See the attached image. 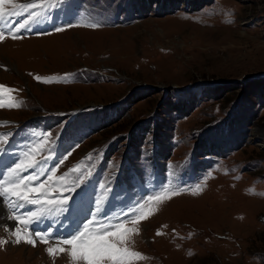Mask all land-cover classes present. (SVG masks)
<instances>
[{
  "label": "rangeland",
  "instance_id": "374dc122",
  "mask_svg": "<svg viewBox=\"0 0 264 264\" xmlns=\"http://www.w3.org/2000/svg\"><path fill=\"white\" fill-rule=\"evenodd\" d=\"M25 4L48 22L18 39L2 28L0 129L26 122L13 161L4 147L2 161L30 153L55 169L50 187L88 184L102 202L81 186L64 191L70 207L27 226L32 245L23 234L15 242L19 211L0 198V264H75L58 241L139 204L151 214L128 242L143 257L133 264H264V0ZM162 192L171 198L147 201ZM38 207L24 204L21 216Z\"/></svg>",
  "mask_w": 264,
  "mask_h": 264
},
{
  "label": "snow or ice",
  "instance_id": "6c2138e0",
  "mask_svg": "<svg viewBox=\"0 0 264 264\" xmlns=\"http://www.w3.org/2000/svg\"><path fill=\"white\" fill-rule=\"evenodd\" d=\"M5 4H11L12 10L6 12ZM37 6V4L21 5L14 3L13 0H0V21H3L8 16L20 15V12L16 11L17 8H22L24 11H27L28 8L34 9ZM37 16L38 14L35 12L30 13L29 19L20 23L16 27L15 32H12V38L18 39L19 36L17 33L29 26L30 21L36 22ZM92 26L95 27V25ZM64 30V27H57L55 29L57 32ZM7 31L11 32V29H7ZM5 34L6 32L4 30H0V40L4 39ZM35 79L40 80L41 78L35 77ZM7 91L9 89L5 86H0V92ZM0 106H2V103H0ZM9 106L11 107L13 105ZM3 144L4 141H0V150H3ZM25 157L24 159H19L13 167L8 168L6 174H4V178L0 179V198L22 202L19 205L20 207H23V203L39 206L37 210L28 212L25 216L18 214L12 216V219L16 220L19 225L24 226L23 233L19 227L15 231L9 230L12 235L16 236V243H20L21 235L23 234L24 241L34 245L35 240L30 238L33 234L28 232L27 226L50 213L53 207L58 212H62L64 210L63 206L65 205L70 207L69 197L63 196V192H74L81 184L73 182L70 186L63 187V189L50 187V183L55 179V169L50 170L47 179L42 183H36L40 180V176L44 175L43 172L40 174L33 173L30 176H22L21 173L28 169H34L40 161L32 159L30 153H26ZM54 191L60 192L62 197L58 203L51 198H45L46 194L50 196ZM32 194H39V198L33 197ZM165 198L170 199L171 195L166 196L162 192L149 196L147 201L150 203H159ZM101 202V200L97 201L98 210ZM144 207V204H139L137 209L133 211L132 217H128L125 220L117 219L116 222H109L107 224H100L97 228L91 227L95 221H89L87 224H83L82 229H77L76 234L72 235L71 238L58 241V244L70 246L69 254L75 264H133L135 258L142 259L143 257L139 252L130 250L128 242L131 239V235L138 231L136 226L151 214V208L147 211H141ZM137 212L139 214H136ZM129 222L133 225L132 227L127 226ZM159 234L158 232L157 235ZM35 236L41 242L48 243V237L45 234L35 233ZM0 243L5 242L0 241ZM47 251L50 255H53L58 251L64 252L65 249L63 247H50Z\"/></svg>",
  "mask_w": 264,
  "mask_h": 264
},
{
  "label": "bare ground",
  "instance_id": "6f19581e",
  "mask_svg": "<svg viewBox=\"0 0 264 264\" xmlns=\"http://www.w3.org/2000/svg\"><path fill=\"white\" fill-rule=\"evenodd\" d=\"M14 202H15V201H14ZM16 203L18 204V206L20 205L19 202H16ZM0 215H1V216H4V213L1 211V209H0ZM13 222H14V221H13ZM10 223H11V222H10ZM6 224H8V222H7ZM8 225H9V224H8Z\"/></svg>",
  "mask_w": 264,
  "mask_h": 264
}]
</instances>
